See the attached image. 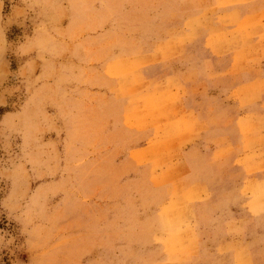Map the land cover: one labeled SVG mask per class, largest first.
<instances>
[{
	"label": "rangeland",
	"instance_id": "374dc122",
	"mask_svg": "<svg viewBox=\"0 0 264 264\" xmlns=\"http://www.w3.org/2000/svg\"><path fill=\"white\" fill-rule=\"evenodd\" d=\"M257 8L0 0V264H264Z\"/></svg>",
	"mask_w": 264,
	"mask_h": 264
},
{
	"label": "crops",
	"instance_id": "0c3cea01",
	"mask_svg": "<svg viewBox=\"0 0 264 264\" xmlns=\"http://www.w3.org/2000/svg\"><path fill=\"white\" fill-rule=\"evenodd\" d=\"M252 12H255V13H259V14H262L264 13V8H260L257 10H253ZM259 40V39H258ZM188 109V108H187ZM198 121H202L199 119V116L195 113ZM202 157V156H201ZM186 161H187V166L186 168L188 169L186 175H184V181H183V184L188 187V198H185V199H181V200H184V203L182 205V209L183 207H185V205L187 204V207L189 208V211L188 213L191 214V216H194V217H191L192 218V221L194 219H196L195 223H193V226H192V232L194 233V230L197 231L198 229V226H197V223L199 224L200 222V217L202 216V207L204 206V201L207 200V199H197L195 197V189L196 187H199V188H205V190L208 192V194H210V197L212 196V189L214 188V185L211 184L209 181H208V178H211V177H206L203 173V175H201V172L204 171L205 169L207 170H212L211 167H206V166H202V162L198 160V164L195 165L193 164V162L190 161V159L186 157ZM199 162H201V164L199 165ZM200 173V174H199ZM224 187V186H222ZM195 198V200H194ZM184 210V209H183ZM186 213V212H184ZM195 236V235H194ZM197 236V235H196ZM195 236V249L198 248V244H197V237ZM238 264H252L250 262V259H243L242 262L240 261Z\"/></svg>",
	"mask_w": 264,
	"mask_h": 264
},
{
	"label": "bare ground",
	"instance_id": "6f19581e",
	"mask_svg": "<svg viewBox=\"0 0 264 264\" xmlns=\"http://www.w3.org/2000/svg\"><path fill=\"white\" fill-rule=\"evenodd\" d=\"M256 10V9H255Z\"/></svg>",
	"mask_w": 264,
	"mask_h": 264
}]
</instances>
